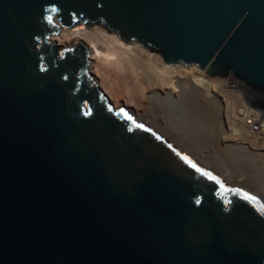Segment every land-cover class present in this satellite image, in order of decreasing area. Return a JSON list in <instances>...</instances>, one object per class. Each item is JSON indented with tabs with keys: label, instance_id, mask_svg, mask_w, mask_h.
I'll return each instance as SVG.
<instances>
[{
	"label": "water",
	"instance_id": "1",
	"mask_svg": "<svg viewBox=\"0 0 264 264\" xmlns=\"http://www.w3.org/2000/svg\"><path fill=\"white\" fill-rule=\"evenodd\" d=\"M53 17L264 97V0H0V264H264V156L211 149L209 84L108 100Z\"/></svg>",
	"mask_w": 264,
	"mask_h": 264
},
{
	"label": "bare ground",
	"instance_id": "2",
	"mask_svg": "<svg viewBox=\"0 0 264 264\" xmlns=\"http://www.w3.org/2000/svg\"><path fill=\"white\" fill-rule=\"evenodd\" d=\"M53 22L59 27L48 37L50 42L58 46L82 42L90 75L106 99L142 105L154 97L180 95L206 82L224 122L223 144L236 140L256 154H264V108H250L264 97L243 82L231 75H208L205 68L193 62L167 63L159 51L136 39L126 40L116 29L100 23L69 28L55 17ZM252 124L257 127L252 128Z\"/></svg>",
	"mask_w": 264,
	"mask_h": 264
},
{
	"label": "rangeland",
	"instance_id": "3",
	"mask_svg": "<svg viewBox=\"0 0 264 264\" xmlns=\"http://www.w3.org/2000/svg\"><path fill=\"white\" fill-rule=\"evenodd\" d=\"M95 24H98V23H95ZM93 25V24H92ZM64 27H66V25H62ZM79 26H90V25H85L84 23H78V24H73L72 26H68L69 28H76V27H79ZM52 33V32H51ZM51 33L49 34V36L51 35ZM48 41L50 42V40L48 39ZM51 43V42H50ZM54 43V42H52ZM76 44H79L81 45L82 47H84V45L82 44V42H78ZM87 64V67H88V62H86ZM88 70H89V67H88ZM90 72V71H89ZM234 78V77H233ZM261 102H256V106L254 107L253 105L250 106V108H264V100L262 99H259ZM263 101V102H262ZM221 122L224 124V122L221 120ZM222 131V130H221ZM219 132L218 135L214 138V140L211 142V149L214 151V152H219L222 148L226 147V145L223 144L224 142V138H223V134L222 132ZM235 144H238L240 145L236 140L234 142ZM233 144V143H232ZM244 145V143H243ZM228 146V144H227ZM243 148L245 150H247L251 155H253L254 157H263L264 154H256L253 152V149L251 147H245L243 146Z\"/></svg>",
	"mask_w": 264,
	"mask_h": 264
},
{
	"label": "built area",
	"instance_id": "4",
	"mask_svg": "<svg viewBox=\"0 0 264 264\" xmlns=\"http://www.w3.org/2000/svg\"><path fill=\"white\" fill-rule=\"evenodd\" d=\"M257 127V125L256 124H252V128H256Z\"/></svg>",
	"mask_w": 264,
	"mask_h": 264
}]
</instances>
